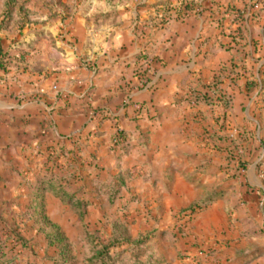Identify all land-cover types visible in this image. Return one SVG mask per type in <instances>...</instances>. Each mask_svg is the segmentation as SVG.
<instances>
[{
    "label": "crops",
    "instance_id": "1",
    "mask_svg": "<svg viewBox=\"0 0 264 264\" xmlns=\"http://www.w3.org/2000/svg\"><path fill=\"white\" fill-rule=\"evenodd\" d=\"M59 1L22 0V27L0 28V212L20 234L1 229L8 253L53 264L22 216L37 195L76 264L86 229L103 239L114 220L151 234L159 264H264V0Z\"/></svg>",
    "mask_w": 264,
    "mask_h": 264
},
{
    "label": "trees",
    "instance_id": "2",
    "mask_svg": "<svg viewBox=\"0 0 264 264\" xmlns=\"http://www.w3.org/2000/svg\"><path fill=\"white\" fill-rule=\"evenodd\" d=\"M4 10L0 19V28H7L10 26L14 18H17L16 23L18 27H22L27 13L21 12L22 6H16L14 1L6 0L4 2ZM253 4V1L250 3ZM264 7V3L262 4ZM18 8V10H16ZM230 13H235L238 16L240 11L238 9L229 8ZM238 34V27L231 29L227 35L231 40H236ZM224 103H228V99H223ZM131 135L124 129L117 128L112 136V148L115 150L126 151L130 146ZM63 150L59 149L57 156L62 154ZM124 183L123 177L120 175L115 179V187L112 189L111 196L115 195L119 186ZM70 200H74L73 194L68 196ZM211 198H206L198 201L195 205L190 206V212L196 211L208 202ZM77 207H80L84 201L74 200ZM1 213V212H0ZM83 212L80 211V214ZM1 215V214H0ZM22 216L32 219L37 231L42 232L49 245L55 246V253L52 257L53 264H76L79 259L73 252V245L69 238L62 232L60 227L53 222L46 214L42 200L35 195L33 199L29 200L26 209L22 212ZM111 231L106 238H100L97 230L86 229L87 242L84 245V256L82 260L86 264H116L122 260L123 253L129 251L130 259L123 260L126 264H159L153 257V250L148 241L151 238L149 233H138L137 236L131 238L128 229L119 220H114L110 223ZM0 220V264H17L15 261V254H9L8 238L9 235H3L1 232ZM116 248L120 250L115 251ZM19 264V263H18Z\"/></svg>",
    "mask_w": 264,
    "mask_h": 264
},
{
    "label": "rangeland",
    "instance_id": "3",
    "mask_svg": "<svg viewBox=\"0 0 264 264\" xmlns=\"http://www.w3.org/2000/svg\"><path fill=\"white\" fill-rule=\"evenodd\" d=\"M6 0H0V19H1V17H2V14H3V10H4V2H5ZM10 2L11 1H14L15 2V4H16V6L18 7L19 6V3H20V1H22V0H9ZM43 1V0H42ZM46 1V0H45ZM49 1V0H48ZM62 1V0H61ZM18 4V5H17ZM52 6L54 7V8H56V9H61V8H64V6L63 5H61L60 4V1L59 0H52ZM60 6H63V7H60ZM16 10H18V8H16ZM21 12L23 13V10H21ZM29 18H30V15H29ZM17 21V20H16ZM14 24H15V21L13 22V26H14ZM1 215H0V220H1V227L3 228V230L4 231H7L8 233H10V235H13V236H16V235H20L19 234V232H18V230H17V228L18 227H14L12 224L11 225H7L6 224V222H4V221H6L5 219V217L6 216H4L2 213H0ZM5 223V225H2V224H4ZM3 231V233H5ZM73 238H75L76 239V241L79 243L80 242V240H81V236H82V232L80 231V229L78 228V227H76V226H72V227H70L69 228V232H68ZM76 246H78V244H76ZM75 246V247H76Z\"/></svg>",
    "mask_w": 264,
    "mask_h": 264
}]
</instances>
